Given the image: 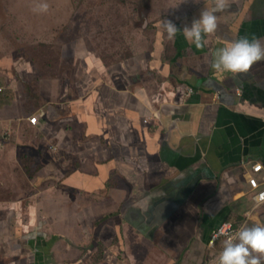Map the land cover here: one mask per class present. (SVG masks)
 Segmentation results:
<instances>
[{
    "label": "crops",
    "instance_id": "0c3cea01",
    "mask_svg": "<svg viewBox=\"0 0 264 264\" xmlns=\"http://www.w3.org/2000/svg\"><path fill=\"white\" fill-rule=\"evenodd\" d=\"M212 3L169 12L176 36L159 27L136 63L76 48L69 78L39 81L32 115L25 85L0 94V152L29 180L0 199L10 264H95L101 249L100 264H215L212 232L258 220L249 177L264 166V59L240 74L211 64L241 37L264 43V0H228L197 49L183 29Z\"/></svg>",
    "mask_w": 264,
    "mask_h": 264
},
{
    "label": "rangeland",
    "instance_id": "374dc122",
    "mask_svg": "<svg viewBox=\"0 0 264 264\" xmlns=\"http://www.w3.org/2000/svg\"><path fill=\"white\" fill-rule=\"evenodd\" d=\"M202 1L0 0V85L5 87L0 94L6 93L8 98L9 91H14L11 86L25 85V105L32 115L31 108L40 102L39 81L63 82L69 78L73 50L85 47L108 65L129 60L136 63L138 55L151 48L154 33L159 30L157 23L166 20L169 12L170 16L183 15ZM44 3L47 11L39 9ZM183 5L187 7L182 9ZM14 159L0 152L2 200L29 185L21 167L12 162ZM22 161L29 178H33L37 171L34 161L26 156H22ZM253 225H264V208L258 220H249L244 226ZM223 246V242L217 244L218 251L212 259L218 261ZM13 250V245L0 246V264H10L9 253ZM102 251L94 253L95 264H100Z\"/></svg>",
    "mask_w": 264,
    "mask_h": 264
},
{
    "label": "clouds",
    "instance_id": "9594fccd",
    "mask_svg": "<svg viewBox=\"0 0 264 264\" xmlns=\"http://www.w3.org/2000/svg\"><path fill=\"white\" fill-rule=\"evenodd\" d=\"M228 0H213L211 7H206L200 18L194 20L192 26L183 29L185 40L203 48L205 36L217 29V13L224 12ZM41 11H47L46 3L39 5ZM160 29L173 39L178 29L168 20H162ZM264 59V43L260 39L247 36L216 50L211 68L218 73L240 74L247 72L251 66ZM264 260V225L242 226L233 236L224 240V246L219 253L217 264H261Z\"/></svg>",
    "mask_w": 264,
    "mask_h": 264
},
{
    "label": "built area",
    "instance_id": "2783aa9c",
    "mask_svg": "<svg viewBox=\"0 0 264 264\" xmlns=\"http://www.w3.org/2000/svg\"><path fill=\"white\" fill-rule=\"evenodd\" d=\"M3 88L0 87V91ZM192 91H190V94ZM30 121L33 124L38 122V116L33 115L30 117ZM264 166L262 163H257L253 166V172L255 174H261V178H257V176H250L249 177V185L251 191L254 192V200L258 206L264 204V174H263ZM242 226L235 225L231 222H224L222 223L217 229H215L210 238L209 245L212 249H216L217 244L224 243V240L227 237L235 235V233L241 228Z\"/></svg>",
    "mask_w": 264,
    "mask_h": 264
},
{
    "label": "water",
    "instance_id": "95a60500",
    "mask_svg": "<svg viewBox=\"0 0 264 264\" xmlns=\"http://www.w3.org/2000/svg\"><path fill=\"white\" fill-rule=\"evenodd\" d=\"M177 118V115H165L162 117V121L165 123H170V121L174 120Z\"/></svg>",
    "mask_w": 264,
    "mask_h": 264
},
{
    "label": "trees",
    "instance_id": "16d2710c",
    "mask_svg": "<svg viewBox=\"0 0 264 264\" xmlns=\"http://www.w3.org/2000/svg\"><path fill=\"white\" fill-rule=\"evenodd\" d=\"M261 263L264 264V260H262Z\"/></svg>",
    "mask_w": 264,
    "mask_h": 264
}]
</instances>
